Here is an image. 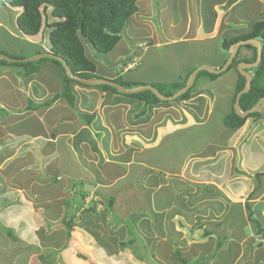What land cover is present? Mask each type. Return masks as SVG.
<instances>
[{
	"label": "crops",
	"instance_id": "obj_1",
	"mask_svg": "<svg viewBox=\"0 0 264 264\" xmlns=\"http://www.w3.org/2000/svg\"><path fill=\"white\" fill-rule=\"evenodd\" d=\"M241 1L218 8L210 29L190 20L185 35L170 40L157 37L153 18L140 20L150 15L151 2L138 5L131 22L152 29L130 35V48L112 62L119 69L102 67L91 45L87 55L101 78L161 90L168 76L137 75L146 59H153L150 66L162 71L159 57L148 56L150 51L179 41L202 45L243 32L229 29L230 21L223 20L232 17ZM21 11L0 0V54L21 59L54 53L48 27L37 35L19 28ZM45 57L30 65L0 58V264H74L83 259L116 264L122 245L138 250L140 260L128 264L264 263V245L257 242L261 233L249 218L252 212L264 227V109L232 132L222 120L231 110L238 75L226 95L216 88L220 76L213 81L203 78V86L189 98L151 103L72 81V105L62 95L64 66ZM221 61L196 60L178 72L182 80L176 77L180 81L175 84L183 83L194 67H218ZM221 97L230 106L218 114ZM189 194L197 195L196 209L187 204ZM129 203L139 210L132 211ZM116 206L130 212L132 233L141 236L138 244L125 246L131 232L109 227V219L119 213ZM102 219L109 220L105 229L99 226ZM99 234L110 236L101 240Z\"/></svg>",
	"mask_w": 264,
	"mask_h": 264
},
{
	"label": "trees",
	"instance_id": "obj_2",
	"mask_svg": "<svg viewBox=\"0 0 264 264\" xmlns=\"http://www.w3.org/2000/svg\"><path fill=\"white\" fill-rule=\"evenodd\" d=\"M9 4L15 7H21L22 11L17 18L19 28L28 35H37L43 28L48 27L50 32V40L52 43L51 50L61 55L70 66L71 70L79 76L88 78H101L96 72V63L92 60L86 51V43L91 44L98 53H108L114 49L122 38V34L127 27L128 21L138 11L139 0H7ZM235 0H230L227 6L232 4ZM53 20L49 22V19ZM219 39L220 47L226 51L227 55L222 58L218 67H222L231 55L234 45L241 40L258 39L262 42V61L260 64L249 69L253 74L251 89L243 93L240 97V108L248 110L264 98V18L251 23V26L235 35L221 36ZM217 41V42H218ZM246 50V51H244ZM257 58V48L251 44L240 46L233 62L228 67V70L233 68L237 69L241 62H253ZM46 59V57H45ZM53 61L60 64L62 63L53 58ZM3 60V59H2ZM40 60V59H39ZM6 62L5 60H3ZM33 62H18V64L30 65ZM198 66L194 67L188 75L183 84L176 89L185 86L189 76ZM64 79L66 81L65 90L62 93L68 98L70 104H74L75 95L71 92L68 83L76 81L70 78L65 68ZM220 74H215L207 70H201L192 85V87L179 99L189 98L192 94L190 92L196 85L199 76L203 75L210 81L215 80ZM239 79L237 82L236 91L234 94L233 102L231 103V110L223 117V125L229 127L232 131L243 126L250 116H257L260 112H254L246 117H240L234 108V102L238 92L244 87L245 77L238 71ZM117 82L124 84L120 79ZM78 82V81H76ZM85 85V84H83ZM89 86V85H88ZM98 87L104 89L118 90L109 85H99ZM175 90V91H177ZM163 94L172 95L175 91L170 89H161ZM147 97L145 100L148 103L161 101L152 91L146 90ZM138 92L132 95L138 96ZM144 96V95H143ZM58 94L54 96L55 99ZM142 98V97H141ZM48 101V103H50ZM252 213V212H251ZM249 215L251 221L257 225L258 232L261 233L259 240L262 242L264 238V227L260 224L259 220ZM71 225H69V228ZM133 239L126 241V245H131ZM258 244H262L261 242ZM264 244V243H263ZM215 256V254H213ZM207 260H209L207 258Z\"/></svg>",
	"mask_w": 264,
	"mask_h": 264
},
{
	"label": "rangeland",
	"instance_id": "obj_3",
	"mask_svg": "<svg viewBox=\"0 0 264 264\" xmlns=\"http://www.w3.org/2000/svg\"><path fill=\"white\" fill-rule=\"evenodd\" d=\"M226 1L228 2L230 0H139L138 5H139V7H143V6L145 7V6H147L148 2H151L149 4L150 6L148 5L150 15L148 17H142L141 16L140 20L141 21H148V20H151L153 18V20H152L154 23L153 27H154V29H156L157 37H162L163 39L170 40V39L178 38L181 36L183 37V35H185V33H186L187 24L189 23L190 20H193L194 23L199 21V22H201L202 25H204L206 30L210 29V27L208 28V26H210L211 22L213 21L212 19L216 20L215 16H216V12H218L217 9L220 8V9L224 10L225 7L227 6ZM223 2H225L226 5L223 4ZM250 6H253V10L250 9ZM232 12H233L231 14L232 17H229L227 15H225L223 17L224 24L226 22L230 21L229 22L230 26H228L229 29H231V30L234 29V31H245L247 29V27L249 28L251 26V23H253L256 20L264 18V0H251V1L250 0H245V1L242 0L241 4L237 5ZM227 13L228 12H226V14ZM234 18L237 21L241 20L242 22L235 24V20H232ZM16 22H18V21H16ZM127 24H128L126 27L127 29L123 32L122 39L118 42V44L114 47V49L112 51H110L108 53H98L97 50L94 49V51H93V53L95 54L94 56L97 57V59L100 62V65L102 67L113 65L114 68L116 67V69H119V66L113 64L112 62L115 61V59L117 58V55L119 53H121V57L123 56L125 47L130 48V35H132V37H136L140 34V32H143L144 34H146V33L149 34L148 33V32H150L149 29H152L151 26L149 27L146 24H144V26L143 25L136 26L133 21L131 22V20H129ZM222 30L228 31L227 28L222 29ZM148 37H146V38H148ZM218 40L219 39H211V41L202 42V45L197 44L196 42L184 43V42L179 41V42L172 43L171 47H167L166 45H164L163 47H161V49H157L158 52H160V53L156 52V50H151L150 51L151 54H148V56L153 55V56L159 57L158 61L163 66L162 71H159L158 67H151L150 66V63H151V61H153V59H150V60L146 59L147 61L144 63L142 69L138 70L137 75L141 76L142 74H144V76L148 75L147 77L153 76V75L159 77L161 75V79L163 77L168 76L167 78H165V79H167V82L160 84V85H162L163 89H168V90L170 89L171 91H175V90H177L176 88L178 86H181V85H176L178 83L175 84V82L180 81V80L175 81L176 77H179V79L182 80V76H181L182 73L180 74L178 72L183 71L185 66H188V64H191L192 62H194L196 60H198V61L199 60L200 61H218L227 55L226 51L222 50V48L220 47V43ZM90 45L91 44L86 43V49L88 47V50H90L91 49ZM132 48H134L135 51L140 50V49L136 50V46H133ZM200 49H202V50H200ZM244 51H246V50H244ZM88 54H90L89 51H88ZM32 56H34V55H32ZM32 56H29V57H32ZM148 56H147V58H148ZM29 57H26V58H29ZM12 58H14V57H12ZM166 66H168V67H166ZM233 69H234L233 73H228L229 70L223 72L222 73L223 75L222 74L220 75V76H222L221 81H217L218 84H217L216 88L223 95H226V93L231 92V90H232L231 88L235 82L234 78H236V75H238V70L235 68H233ZM249 69H251V68H249ZM118 71H120V70H118ZM168 73H171V74H168ZM190 76L188 78L187 83L190 80ZM203 78H205V77H203V75L199 76V78L197 79V83H196L195 87L190 92L193 93L197 88H199V85L203 86V83H204V82H202ZM163 81H166V80H163ZM155 82H156L155 85H157L159 87L160 85H158V84L161 81L158 80ZM181 84H183V83H181ZM124 85L127 87H130V88L140 86L139 83L136 84L134 82H127V83L124 82ZM146 85H148V84H146ZM152 87L156 88V86H152ZM182 88L178 89L175 92L177 93ZM145 91L146 90L138 92L139 93L138 96H141L142 99H145L148 95L147 92H145ZM176 93H174V94H176ZM179 100H181V99H179ZM224 101L226 102V97H221L219 106L217 107L218 112H216V113L220 114L221 111H223V110L226 111V108H229V106H230L229 102H227L228 104L224 105V103H225ZM233 105L235 106V104H233ZM146 109H148V106H146ZM256 140H257V142H259L258 140H260V138L257 137ZM181 145H183V144H181ZM194 148L197 149V146L195 145ZM184 150H185L184 146H181V148L179 149L180 152H182ZM174 158H175V156H172V161L174 160ZM125 184H126V181L120 183V185H125ZM81 189L82 188H80V190ZM87 189H89V188H87ZM170 189L171 188H165L164 190L169 191ZM134 192L136 194L139 193L137 189L136 190L134 189ZM170 194L171 193H169L168 196H170ZM114 196H117V193H115ZM187 196L189 197L187 204L190 205L191 210L196 209V207L193 208V206H194V204L198 203V200L195 199L197 197V195L196 196L195 195L190 196V194H189ZM183 199H185V197ZM183 199H181V200L183 201ZM160 203H162V202H160ZM129 205L130 206L132 205V207H133L132 211H135L134 208L137 211L139 210V208H136L135 203H129ZM197 206H199V205H197ZM119 207L120 208H118V206H116V208L119 210V213L113 214L114 218L112 217L109 219L110 220L109 227H112L113 229H116V228L120 229L121 227H123V229L126 228V231H128L129 233L131 232L130 233L131 235L129 236V238L134 240L133 241L134 242L133 246H134V245H136V243L137 244L139 243V240L137 239L138 235H139V237H141V236L139 233L138 234L136 233V235H134L132 233L134 225L131 224V223H133V221L129 220L132 218H130V216H129L130 212L128 213V211L126 209L127 207H124L125 209L122 206H119ZM200 208H202V207H200ZM111 209H110L109 213H111V211H112ZM141 210L143 211V210H145V208H141ZM153 219H154V217L151 216L150 220H153ZM109 220L106 219V221H109ZM102 221L103 222L99 225L100 228H103V229L107 228L108 223L106 224V221H104V219H102ZM114 233L119 234V231H114ZM109 236H110L109 234H99V238H101V240H104L105 237L107 238ZM259 237H261V235H259L258 238ZM115 238H118V237L115 236ZM126 238L128 239V235ZM258 241H260V240H257V242ZM118 243L119 242H117L116 244H118ZM261 243H262L261 245H264L263 244L264 238L262 239ZM125 246H126V244H125ZM131 247L125 248L122 245V246H120V248H117L118 250L116 251V254H117L118 263H116V264H125V263L128 264L129 260H131L133 262H138L140 260L138 255L135 253L138 250H134ZM137 248L140 249L141 245H137ZM262 248H264V246H262ZM147 249H148V247H147ZM261 250H263L262 257L264 258V249H261ZM84 261L85 260L83 259L80 262H75L74 264H80V263L82 264V262H84ZM46 262H47V260H46ZM85 264H89V263H87L85 261ZM93 264H110V263L107 261V259H100L99 261H97L96 263H93ZM261 264H264V263H261Z\"/></svg>",
	"mask_w": 264,
	"mask_h": 264
},
{
	"label": "water",
	"instance_id": "obj_4",
	"mask_svg": "<svg viewBox=\"0 0 264 264\" xmlns=\"http://www.w3.org/2000/svg\"><path fill=\"white\" fill-rule=\"evenodd\" d=\"M245 44H251L257 48V58L255 61H253V62H241L237 67V70L245 77L246 80H245L244 87L238 92V94L236 96L234 108H235L236 113L240 117H246L251 113L260 112L264 109V98H262L257 104H255L253 107H251L248 110L242 111L240 108V97H241V95L243 93L248 92L252 87L253 75H252V73L249 72V68L257 67L260 64V62L262 61V53H263L262 42L258 39H248V40H241V41L237 42L234 45L233 50L231 51V55H230L229 59L227 60V62L222 67H213V66H210L208 64L199 65L192 72L189 82L187 84H185V86L181 90H179L176 94H174L172 96H166V95L162 94L159 90L152 87L151 85H143V86H139V87H135V88H128V87L124 86L123 84L116 82L114 80L108 79V78H88V77L79 76L71 70L67 61L61 55H58V54L52 53V52H50V53L49 52L39 53V54H36L32 57L21 58V59L20 58H12L10 56L0 54V58L4 59L6 61H9V62H33V61H35L41 57H45V56L51 57V58H55V59L59 60L62 63V65L65 68L67 75L70 78H72V79H74V80H76L82 84L90 85V86L109 85V86L116 88L120 92L130 93V94L137 93V92H140L143 90H151L162 100H172V99H176L179 96L185 94L192 87V85H193V83L197 77V74L201 70H207V71L215 73V74H220V73L225 72L228 69V67L231 65V63L233 62L240 46L245 45Z\"/></svg>",
	"mask_w": 264,
	"mask_h": 264
},
{
	"label": "bare ground",
	"instance_id": "obj_5",
	"mask_svg": "<svg viewBox=\"0 0 264 264\" xmlns=\"http://www.w3.org/2000/svg\"><path fill=\"white\" fill-rule=\"evenodd\" d=\"M251 73V72H250ZM253 75V74H252Z\"/></svg>",
	"mask_w": 264,
	"mask_h": 264
}]
</instances>
